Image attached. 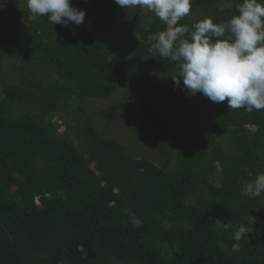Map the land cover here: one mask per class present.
<instances>
[{
	"label": "trees",
	"instance_id": "16d2710c",
	"mask_svg": "<svg viewBox=\"0 0 264 264\" xmlns=\"http://www.w3.org/2000/svg\"><path fill=\"white\" fill-rule=\"evenodd\" d=\"M242 3L192 0L178 25L226 23ZM71 4L82 25L0 0V264H264V192L242 193L264 173V110L169 86L178 66L149 51L167 25L146 8ZM119 87L100 116L123 115L152 153L91 119ZM216 220L252 230L237 242Z\"/></svg>",
	"mask_w": 264,
	"mask_h": 264
},
{
	"label": "clouds",
	"instance_id": "9594fccd",
	"mask_svg": "<svg viewBox=\"0 0 264 264\" xmlns=\"http://www.w3.org/2000/svg\"><path fill=\"white\" fill-rule=\"evenodd\" d=\"M122 9L146 8L163 21L149 49L174 62L179 72L171 77L174 86L181 81L189 96L197 93L211 102L227 100L229 109L264 110V4L259 0H243L238 15L226 23H214L210 17L195 23L192 29L178 22L189 15L192 0H114ZM29 19L47 16L53 24L68 27L82 25L86 13L72 6L71 0H27ZM227 33V35H226ZM215 38V39H214ZM264 192V173L242 188L245 196ZM218 229H233L230 221L216 220ZM139 226V221H134ZM252 230V229H251ZM245 225L233 229L240 241L251 232ZM239 243L232 245L239 251Z\"/></svg>",
	"mask_w": 264,
	"mask_h": 264
},
{
	"label": "rangeland",
	"instance_id": "374dc122",
	"mask_svg": "<svg viewBox=\"0 0 264 264\" xmlns=\"http://www.w3.org/2000/svg\"><path fill=\"white\" fill-rule=\"evenodd\" d=\"M88 25V24H87ZM171 79V80H170ZM168 83L169 86H174V82L172 78H169ZM180 88L184 89L183 83L180 84ZM186 91V90H185ZM122 92V88H117L114 93L107 97L102 99L100 102H94L90 101L87 104L88 112L91 116V119L93 120L97 130L102 136L105 137H114L116 138L121 144L127 147V153L128 155H131V149H136L137 151H141V153H152L150 150V147L152 149V139L147 133H142L141 135H134L129 129H128V119L122 117L119 118L118 121L113 123L111 126L107 127L105 124V121L103 118L100 116V110L101 108H104V104H106L105 101H108L107 105L112 104L114 101H116L119 97V95ZM120 93V94H119ZM105 106V107H106ZM198 113L201 114L200 110H198ZM199 116V115H198ZM204 115H200L198 119L200 120L199 122L202 123ZM113 135V136H112ZM131 147L130 150H128ZM146 156V155H144ZM147 159H149V155L146 156ZM154 160V158L152 159ZM156 163H158L157 159L155 160Z\"/></svg>",
	"mask_w": 264,
	"mask_h": 264
}]
</instances>
